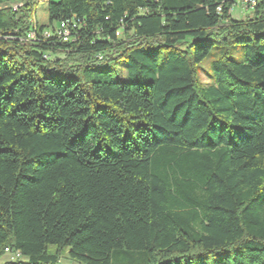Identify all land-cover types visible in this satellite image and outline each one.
Wrapping results in <instances>:
<instances>
[{
	"label": "trees",
	"instance_id": "16d2710c",
	"mask_svg": "<svg viewBox=\"0 0 264 264\" xmlns=\"http://www.w3.org/2000/svg\"><path fill=\"white\" fill-rule=\"evenodd\" d=\"M34 1L0 0L5 264H264V0Z\"/></svg>",
	"mask_w": 264,
	"mask_h": 264
},
{
	"label": "rangeland",
	"instance_id": "374dc122",
	"mask_svg": "<svg viewBox=\"0 0 264 264\" xmlns=\"http://www.w3.org/2000/svg\"><path fill=\"white\" fill-rule=\"evenodd\" d=\"M49 0H35L34 3H35V9L34 11L32 12L30 18H29V21L30 22H33V23H37L39 25L41 24H45L46 25V22H47V15H46V5H47V2ZM55 1V0H53ZM8 7H11L13 10H16L17 9V6H13V5H7ZM2 8V6L0 7ZM249 14V12H245L240 6L238 5H235L231 11H230V15L233 19H243L244 16H247ZM220 54V51L218 50H215L213 51V54L211 55V57L205 59L199 66V68H207L208 67V63L210 60H213L215 58L218 57V55ZM229 56L231 58H233L234 60L236 61H241L242 60V53H241V47L239 45H234L232 47L229 48ZM200 80L203 82V83H206L207 79H206V76L204 74L203 71L200 72ZM49 252L50 253H53L54 252V247H50L49 248ZM16 258L12 257L8 254H5L4 256H2L0 258V264H5V263H8L9 261H14ZM20 262H25L26 260L25 259H21L19 260ZM115 263V262H114ZM59 264H79L77 261L75 260H71L69 259L66 254H64L62 257H61V260H60V263Z\"/></svg>",
	"mask_w": 264,
	"mask_h": 264
},
{
	"label": "built area",
	"instance_id": "2783aa9c",
	"mask_svg": "<svg viewBox=\"0 0 264 264\" xmlns=\"http://www.w3.org/2000/svg\"><path fill=\"white\" fill-rule=\"evenodd\" d=\"M236 2L237 5L240 6L245 12H249V13L253 10V8L257 4V0H236ZM56 35L63 41H67V39L69 38V26L67 24H61ZM42 37L48 38L49 34L45 32L42 34ZM27 38L28 40L33 41L35 39L34 33L32 32L28 33ZM17 257H19L18 254L14 256V258Z\"/></svg>",
	"mask_w": 264,
	"mask_h": 264
}]
</instances>
